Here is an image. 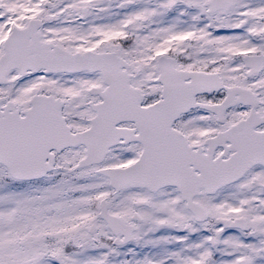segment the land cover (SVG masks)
<instances>
[{"label": "snow or ice", "instance_id": "6c2138e0", "mask_svg": "<svg viewBox=\"0 0 264 264\" xmlns=\"http://www.w3.org/2000/svg\"><path fill=\"white\" fill-rule=\"evenodd\" d=\"M0 264H264V0H0Z\"/></svg>", "mask_w": 264, "mask_h": 264}]
</instances>
